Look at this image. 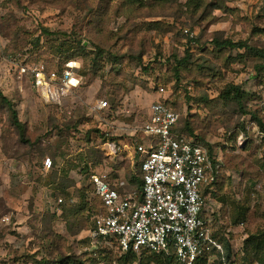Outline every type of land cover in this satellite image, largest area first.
<instances>
[{
    "label": "rangeland",
    "instance_id": "1",
    "mask_svg": "<svg viewBox=\"0 0 264 264\" xmlns=\"http://www.w3.org/2000/svg\"><path fill=\"white\" fill-rule=\"evenodd\" d=\"M193 1L0 0V93L28 141L0 100V264L144 262L94 250L87 237L96 215L90 164L107 161L89 109L109 99L146 113L160 87L220 167L207 195L214 231L233 244L234 264H264V132L256 120L264 123V58L254 52L264 50V0H201L198 9ZM15 59L76 61L83 85L64 105L47 104L13 78ZM230 85L247 93L241 105L219 98ZM46 157L55 167L44 175ZM106 166L123 191L140 192L135 165L113 158ZM58 198L65 213L54 219Z\"/></svg>",
    "mask_w": 264,
    "mask_h": 264
},
{
    "label": "built area",
    "instance_id": "2",
    "mask_svg": "<svg viewBox=\"0 0 264 264\" xmlns=\"http://www.w3.org/2000/svg\"><path fill=\"white\" fill-rule=\"evenodd\" d=\"M5 47L0 38V50ZM11 70L13 78L27 82L50 105H64L83 85L81 65L76 61L50 71L45 63L15 59ZM158 93L163 95L165 89L160 87ZM96 101L89 112L99 134L96 148L107 161L99 167L90 164L87 181L94 188V199L102 203L87 232L93 249L109 247L137 255L151 252L179 264H195L205 257L213 261L218 254L224 255L212 224L217 210L204 197L219 167L201 144L174 132L182 118L179 111L165 99L152 102L146 113L126 102L114 108L107 100ZM113 158L135 165L133 174L141 181L139 193L123 191V182L112 178L106 164ZM53 168V159L44 158L41 173L47 175ZM63 204V198L54 201L50 213L61 217Z\"/></svg>",
    "mask_w": 264,
    "mask_h": 264
},
{
    "label": "trees",
    "instance_id": "3",
    "mask_svg": "<svg viewBox=\"0 0 264 264\" xmlns=\"http://www.w3.org/2000/svg\"><path fill=\"white\" fill-rule=\"evenodd\" d=\"M136 2L141 4L142 0H136ZM195 2H196L195 7H197V9H198L200 7L201 0H194L192 2V4L195 3ZM189 5H191V0H189ZM45 32H47V30H45ZM80 44H81L80 45V50L86 51L87 48L84 47V45H82L83 43H80ZM224 45L228 46L230 48H233V49H236V47L244 48L243 45H237V44H234V43H231V42H225ZM249 51H252L251 48H250ZM254 52H256L258 56H261L262 58H264V50H258V51H254ZM163 59L164 58H162V56H159L158 57V63L162 64V62H166L167 61V60L165 61ZM70 62L71 61H66L64 64H61L60 62H56V63H54L53 65H50V66L48 64H46V65H47V67H48V69L50 71H57V70H60L64 65H66V64H68ZM177 62H178L177 66L183 65L186 62V59L182 58V59H179ZM247 96H248L247 93L245 91H243L242 89H240L239 87H235L233 85H230L224 91H222V93L220 94L219 98L224 100V101H226L227 103L234 101V102H237L239 105H241L243 100L245 98H247ZM0 100H1V102H3L9 108V110L11 112V115H12V122H13L14 126H16L19 129V131L21 133V136H22V139L25 140V142L28 143L27 139H25V136L23 135L24 126L20 122L19 117H18V113H17V111L14 110L12 102L9 101L6 97H4L1 93H0ZM107 101H109L114 108H118V107L122 106V102H123V101H119V102H116V103H112L109 99H107ZM167 102L170 103L169 101H167ZM242 112H243V114H246L245 111H242ZM256 120L258 122V125L261 127L262 132H264V123H263V121L261 119H259V118H257ZM181 121L182 120H180V122L174 128V132L178 136L186 137L188 139H193L196 143L203 145L200 142L198 137L193 136L192 127L190 125L189 126L188 125L187 126L184 125V123H182ZM208 154H209L211 160L214 162V165H217V163L212 158L211 152L208 153ZM54 167H55V165H54ZM218 167H219V165H218ZM219 169H220V167L218 168V170ZM217 179H218V175H217ZM217 179H216V181L214 183H212L210 185L209 189H207L205 191L204 197L207 198L208 193L212 192L213 188L217 184ZM136 180L140 181V179L137 178V177H136ZM90 188H91V191L93 192L94 188H93L92 185H90ZM140 189H141V181H140ZM55 201H57V200H55ZM93 204H94V206L96 208V210H95L96 211V215H98L100 213V211H101L102 203H101V201L99 199H94V203ZM62 207H63V212L65 213L64 205ZM64 213H63V215H64ZM63 215L61 217H57V215L51 214V216L54 219H61L63 217ZM227 228H228V223H226L225 226H224V229H227ZM221 229H222L221 227L220 228L219 227L216 228L215 236L219 240V243H221L223 245V247H224V255L218 254L219 255L218 259H215L213 261H209V259H207L205 257V258L199 259L195 264H208V263H210V264H234V262H235L234 258L236 256L237 252H235V250L233 249L232 243L229 241V239H227V237H225L226 239H223L224 238L223 236H225V234H223L224 232L221 234V232H220ZM219 234H221V236H222L221 238H220ZM100 249H104V250L106 249L110 253H115V252L119 253L116 250H113V249L110 250L109 247H105V248L99 247V248H97V250H100ZM123 255H125L124 258L127 259V260H134L138 256L139 257L145 256L144 257V259H145L144 262H142L140 264H155V263L156 264H179L174 258L166 257V256H162V255H157V254L151 253V252H143L141 255H137L135 253L128 252V253L123 254ZM223 258H224V260H223Z\"/></svg>",
    "mask_w": 264,
    "mask_h": 264
},
{
    "label": "crops",
    "instance_id": "4",
    "mask_svg": "<svg viewBox=\"0 0 264 264\" xmlns=\"http://www.w3.org/2000/svg\"><path fill=\"white\" fill-rule=\"evenodd\" d=\"M159 96H160V98H158L157 100H161V97H163L161 94H159ZM156 101V100H155ZM116 161L117 162H130L131 163V161H129V160H122V159H116ZM115 162V161H114ZM132 164V163H131ZM133 165V164H132ZM125 181V180H124ZM124 184V183H123ZM125 184H126V181H125Z\"/></svg>",
    "mask_w": 264,
    "mask_h": 264
}]
</instances>
